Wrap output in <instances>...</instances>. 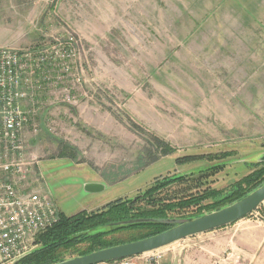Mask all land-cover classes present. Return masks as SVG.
Instances as JSON below:
<instances>
[{
    "label": "rangeland",
    "instance_id": "rangeland-1",
    "mask_svg": "<svg viewBox=\"0 0 264 264\" xmlns=\"http://www.w3.org/2000/svg\"><path fill=\"white\" fill-rule=\"evenodd\" d=\"M58 41L72 50L66 70L47 67L55 81L44 84L33 116L38 132L25 129L41 173L34 190L53 198L56 223L79 214L108 220L98 214L118 201L126 215L197 217L227 206L231 190L264 168V0L0 2V47ZM63 90L66 103L58 102ZM156 229L101 239L123 243ZM33 245L27 254L43 245L37 235ZM160 252L162 264H264V202Z\"/></svg>",
    "mask_w": 264,
    "mask_h": 264
},
{
    "label": "built area",
    "instance_id": "built-area-1",
    "mask_svg": "<svg viewBox=\"0 0 264 264\" xmlns=\"http://www.w3.org/2000/svg\"><path fill=\"white\" fill-rule=\"evenodd\" d=\"M71 52L61 41L22 50L0 47V264H12L26 255L36 235L58 220L50 194L34 190L41 173L34 170L37 158L26 150L25 129L29 126V130L38 132L33 116L43 100L44 84L55 81L47 76V67L63 72L64 60ZM59 99L70 101L64 90ZM161 257L156 250L96 264H162Z\"/></svg>",
    "mask_w": 264,
    "mask_h": 264
},
{
    "label": "trees",
    "instance_id": "trees-1",
    "mask_svg": "<svg viewBox=\"0 0 264 264\" xmlns=\"http://www.w3.org/2000/svg\"><path fill=\"white\" fill-rule=\"evenodd\" d=\"M261 164V163H260ZM262 165H264V161H262ZM264 168L257 169L254 173L249 174L244 179H242L239 182V187L236 186V188H233L234 190H231V192L226 196L224 200H229L230 197L233 199L226 201L227 204H231L234 201H238L245 197L249 192L256 189V187H259L264 183V176L260 179V175H264ZM257 178H254V177ZM241 185H250L246 190H243V188H240ZM159 186V184H156L155 186ZM229 202V203H228ZM123 201H118L115 203H112L111 205L105 206L103 210L100 212L101 214H98V216H109L108 220L103 221H97L92 222L89 219L84 218L83 216L77 215L75 217H63L61 218L58 223H55L54 226L51 228H48L47 230L43 231V234L41 232V235L38 236V242L42 243L43 245L39 248H36L34 251H32L29 254L24 255L21 257L17 264H55L62 259L59 258V254L61 250H68L69 248L83 243L87 242L91 244L88 246L90 249H87L85 252L79 254V255H85L90 252L106 248L112 245L121 244L119 243H107L103 244V240L101 237L105 234H108L109 232H117L122 231L125 229H136V228H161L159 230H152L150 233L145 234L141 237H138L136 239H131L129 241H134L137 239H141L144 237H148L157 233H160L163 230H167L173 225L171 224H165L160 222H149V223H139V224H131V225H125V226H110L109 224L118 222L121 220H128L132 218H157V219H172L173 217L166 216L164 214H140V215H126L127 214V206H123ZM86 224H89L92 226L97 227L96 233L89 232L91 228H86ZM103 229V230H101ZM106 231V232H105ZM56 233V234H54ZM61 233V234H60ZM126 241V242H129ZM125 243V242H123Z\"/></svg>",
    "mask_w": 264,
    "mask_h": 264
},
{
    "label": "water",
    "instance_id": "water-1",
    "mask_svg": "<svg viewBox=\"0 0 264 264\" xmlns=\"http://www.w3.org/2000/svg\"><path fill=\"white\" fill-rule=\"evenodd\" d=\"M260 161H264V154ZM96 187V185L90 184L88 189L94 192V189H97ZM263 202L264 183L249 192L242 199L197 217L172 219L132 218L114 222L109 225L125 226L139 223L160 222L173 226L148 237L112 245L85 255L61 260L55 264H96L104 261L123 259L125 257H136L144 253L160 250L171 243H175L187 237L222 228L241 220L251 213L253 214L255 209ZM19 259L15 260L12 264H17L16 262H18Z\"/></svg>",
    "mask_w": 264,
    "mask_h": 264
},
{
    "label": "crops",
    "instance_id": "crops-1",
    "mask_svg": "<svg viewBox=\"0 0 264 264\" xmlns=\"http://www.w3.org/2000/svg\"><path fill=\"white\" fill-rule=\"evenodd\" d=\"M93 185H94V183H93ZM97 189H94V191H97L98 190V186L96 187ZM223 228H225V227H223ZM221 229V228H220ZM237 243H238V241H236V240H233V244H231L230 245V247H233L234 248V255H236L237 254V252H236V250L238 249V245H237Z\"/></svg>",
    "mask_w": 264,
    "mask_h": 264
}]
</instances>
